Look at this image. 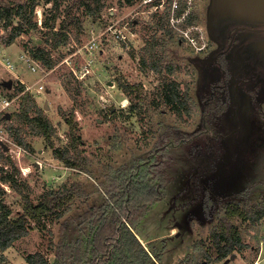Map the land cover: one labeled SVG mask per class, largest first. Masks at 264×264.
Wrapping results in <instances>:
<instances>
[{
  "label": "rangeland",
  "instance_id": "1",
  "mask_svg": "<svg viewBox=\"0 0 264 264\" xmlns=\"http://www.w3.org/2000/svg\"><path fill=\"white\" fill-rule=\"evenodd\" d=\"M24 1L0 0V4ZM100 3L98 13L88 14L80 0H59L53 28L60 27L62 20L67 24L69 38L64 45H51L53 0H36V27L11 43L7 42L11 27L0 23V82L12 80L10 88L0 85V90L19 95L7 112L20 109L23 93L17 83L22 80L30 85L35 108L53 128L48 141L31 133L28 123L16 116L0 119V140L9 147L5 153L11 159L0 160V175L15 166L22 190L0 177L3 200L15 216L23 210L25 195L37 203L63 184L79 181L83 188V194L65 204L59 214L31 220L28 234L0 251V264H27L25 255L34 251L44 253L51 263L50 241L75 238L83 227L79 215L88 205L104 202V186L110 178L127 174L145 160L148 163L161 146L166 147L165 154L156 157L159 163L152 174L161 197L149 204L132 228L137 239L134 252L143 250L148 264H264V217L254 225L234 219L244 246L232 257L215 260L210 238L226 201L246 207L257 204L264 192V82L256 79L258 69L252 66L242 75L248 82L238 90L230 87L232 76L227 74L225 89L218 90L219 71L203 65L219 48L208 27L213 0H191L189 10L195 8L199 14L196 22L187 25L171 17L168 3L158 9L137 6L136 0ZM115 27L129 36L126 42L112 35ZM153 43V54H144L143 65L144 46ZM37 46L55 61L51 68L36 60L41 66L29 69L28 48ZM152 59L156 68L149 64ZM86 68L89 73L83 74ZM171 81L185 93L189 113L185 107L176 113L159 96L165 82ZM40 84L43 89L37 93ZM126 84L138 87L124 91ZM219 91L228 96L221 111L216 105ZM33 114L32 109L29 115ZM67 118H73V128ZM16 136L23 145L16 143ZM54 148L79 153L85 169L67 166L54 156Z\"/></svg>",
  "mask_w": 264,
  "mask_h": 264
},
{
  "label": "trees",
  "instance_id": "2",
  "mask_svg": "<svg viewBox=\"0 0 264 264\" xmlns=\"http://www.w3.org/2000/svg\"><path fill=\"white\" fill-rule=\"evenodd\" d=\"M101 0H80L85 13L96 14L101 9ZM131 1V0H127ZM36 0H25L16 5L0 4V23L3 28L11 27V34L8 43H11L18 35L27 32L36 27L37 22L33 20L34 7ZM54 12L51 14V45H64L68 40V32L64 27V20L60 27L54 29L53 24L59 15V0H53ZM185 8V2H180V7L176 14L179 15ZM70 16V13H67ZM75 26L79 27L78 17L75 16ZM15 20L17 21L16 23ZM195 21V16L189 14L185 19V24H191ZM54 29V30H52ZM167 30V29H165ZM168 31V30H167ZM48 41V40H47ZM120 41V40H119ZM122 42V41H121ZM124 43V42H123ZM145 45L143 55L140 61L146 65L147 59L144 54L152 56L155 47ZM29 56L34 60H40L47 68H51L55 61L44 47L28 48ZM156 68L157 63L151 60L149 63ZM19 91H22L24 85L17 83ZM176 82H165L159 96L163 102L174 109L176 113H181L180 107H185L186 112H190V106L187 104L185 93H180ZM126 87H138V84H126ZM143 99V98H142ZM227 102V99H225ZM28 92L21 95L19 102V111L10 114L11 117L26 121L33 134L44 136L48 141L53 131L51 123L42 116V112L35 108ZM220 104L219 111L227 105L221 98L217 99L216 105ZM33 115H29L31 110ZM73 118H67L70 127L73 128ZM16 143L22 144V139L16 136ZM77 140H74L75 142ZM166 147L156 148L155 155L148 159V163L136 165L133 170L127 174L113 176L108 181L105 188V199L103 203L88 205L84 212L79 215L81 225L79 234L72 240L63 238L55 243L48 244L49 250L53 253V261L50 263L48 258L41 251L30 252L25 255L27 264H148L147 254L141 250L134 252V243L137 239L132 231L133 226L137 224L140 218L147 211L149 204L157 201L161 197L160 186L152 179L155 175V167L159 163L156 157H163ZM53 154L56 158L64 162L69 167L85 169V160L77 153L71 155L67 148H54ZM74 156V157H73ZM0 160L10 162L8 154L3 152L0 146ZM15 166L6 174H1V181L7 182L12 188L22 191L15 178ZM0 187V251L9 248L14 241L28 234L31 220H39L44 216L59 214L65 204L76 199V196L83 194L82 183L75 181L69 186L63 184L58 191H48L37 203H33L25 195V205L21 212L15 216L11 215L10 207L5 203L1 196ZM87 203L88 197H84ZM264 217V192L261 194L259 202L250 206H242L234 200H228L223 206V215L219 218L214 230L210 233L212 249L216 253L215 260H221L232 254L233 251L241 250L244 246L239 225L234 222L235 218L254 225ZM205 257H209L208 251ZM201 264V263H195Z\"/></svg>",
  "mask_w": 264,
  "mask_h": 264
},
{
  "label": "water",
  "instance_id": "3",
  "mask_svg": "<svg viewBox=\"0 0 264 264\" xmlns=\"http://www.w3.org/2000/svg\"><path fill=\"white\" fill-rule=\"evenodd\" d=\"M211 36L219 43V50L227 45V37L230 30L232 34L239 28V40L233 48L236 52V60L250 62V68H264V0H213V7L208 21ZM250 29H259L252 32ZM249 30V31H245ZM231 56V52L229 53ZM0 85L6 88L12 86V80H2ZM5 118H10V113H5ZM2 150L6 152L9 147L0 140ZM235 255L231 254V257Z\"/></svg>",
  "mask_w": 264,
  "mask_h": 264
},
{
  "label": "flooded vegetation",
  "instance_id": "4",
  "mask_svg": "<svg viewBox=\"0 0 264 264\" xmlns=\"http://www.w3.org/2000/svg\"><path fill=\"white\" fill-rule=\"evenodd\" d=\"M136 3H137V1H136ZM190 4H191V2H190ZM189 14H192L193 16H195V21L194 22H196L197 19H198V14H199L197 9L195 10V8H194V10H191V8H190V10H188V13L186 14V17ZM186 17H185V19H186ZM250 30L252 32L259 31V29H250ZM233 31H234V29L230 30L229 33H228L227 45L222 50L218 51V49H217L216 52L214 53V56L210 60L204 62V64H203L204 67L213 68V71H215L216 73L219 71V75L221 77V78L220 77L219 78L222 81H220V83H219L220 85L217 84L219 86L218 90L225 89V86H226L225 77L229 73L232 76V78H231L232 83H231L230 87L235 88V90H238L239 86H243L242 84H245V83L248 82V79L242 78V75L250 72L249 71V69H251L250 68V62L246 61V60H240V61L236 60V52L239 49V47L242 46V45H240L237 49L233 50V48L236 46V44H237V42L239 40V37H238L239 34L238 33L244 31V29L243 28H239L235 32V34H232ZM245 31H249V30H245ZM230 52H231V56H229ZM263 62H264V58H263ZM233 65H236L237 68H239V69H237V71H234L233 68H232ZM255 72L257 73L256 79L259 78L260 82H264V69H262V70L258 69ZM262 84L264 85V83H262ZM219 92H221V93H219V98H221V100H223L227 104L225 99H227L228 96H226L223 93V91H219ZM234 96H235L234 98L236 99L237 95L234 94ZM235 105H236V101H235Z\"/></svg>",
  "mask_w": 264,
  "mask_h": 264
},
{
  "label": "built area",
  "instance_id": "5",
  "mask_svg": "<svg viewBox=\"0 0 264 264\" xmlns=\"http://www.w3.org/2000/svg\"><path fill=\"white\" fill-rule=\"evenodd\" d=\"M136 1H137V6H140L141 4L151 5V6H153V8H156V9H158L160 7L163 8L164 5L166 3H168V6L170 7L171 17L177 21L178 20L184 21L186 14L188 13L189 5L191 2V0H136ZM181 1L185 2V8L179 15H177L176 12H177V9L180 7ZM115 29H116V27L113 28L114 31H112V35L117 40H120L122 42H126V40L129 39V36L126 35L125 33L121 32L120 29H116V30ZM131 35H134V34L132 33ZM21 56H22V58H24V55H21ZM25 59H26V64L28 65L29 69H31L32 71L36 70L35 64L40 65V64H38V62H36V60L31 58L30 56L28 58H25ZM5 64H6L5 65L6 68H7V64H8V66H10V60L7 59ZM86 73H89V70L87 68L85 69V71H83V74H86ZM20 81L24 85V88L21 92L24 93V92L30 91V85L25 84V82H23L22 80H20ZM42 89H43V85H41V84L35 88L37 93H39ZM18 97H19V95H15V96L5 95L0 90V119L5 117V113L8 111V108L13 104L14 100Z\"/></svg>",
  "mask_w": 264,
  "mask_h": 264
}]
</instances>
